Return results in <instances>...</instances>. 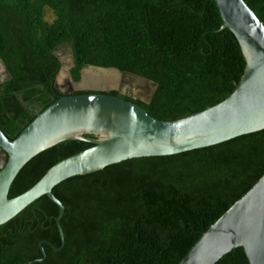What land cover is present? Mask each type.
<instances>
[{"label":"trees","instance_id":"obj_1","mask_svg":"<svg viewBox=\"0 0 264 264\" xmlns=\"http://www.w3.org/2000/svg\"><path fill=\"white\" fill-rule=\"evenodd\" d=\"M264 25V0H243ZM53 15L47 22L45 13ZM213 0H0V130L14 140L63 95L54 87L71 50L70 76L116 68L156 86L146 105L160 121L201 112L226 99L243 74L240 48ZM72 93L70 96L82 95ZM109 95L118 96L117 92ZM119 97V96H118ZM87 138H92L87 136ZM92 145L65 141L32 158L8 198L29 190L59 161ZM264 175V130L166 156L127 160L53 188L0 226V264H179L194 244ZM45 252L42 258L39 245ZM216 264H248L241 248Z\"/></svg>","mask_w":264,"mask_h":264},{"label":"water","instance_id":"obj_2","mask_svg":"<svg viewBox=\"0 0 264 264\" xmlns=\"http://www.w3.org/2000/svg\"><path fill=\"white\" fill-rule=\"evenodd\" d=\"M221 30L235 38L245 66L233 92L220 103L181 119L160 121L122 97L148 105L156 91L151 81L116 68L88 66L73 82L61 64L54 87L63 95L39 113L14 139L0 130V226L46 196L58 207L55 218L61 246L64 207L52 190L60 183L131 159L166 157L215 146L264 130V25L243 0H213ZM59 59V57H57ZM10 80L0 63V84ZM81 92L82 95L70 96ZM91 136L92 138H87ZM65 141L92 146L50 167L29 190L9 199L20 170L38 154ZM42 258L45 252L39 245ZM241 248L248 264H264V175L194 244L179 264H216Z\"/></svg>","mask_w":264,"mask_h":264},{"label":"rangeland","instance_id":"obj_3","mask_svg":"<svg viewBox=\"0 0 264 264\" xmlns=\"http://www.w3.org/2000/svg\"><path fill=\"white\" fill-rule=\"evenodd\" d=\"M45 20L47 22H51L53 20V15L49 12H46L45 13ZM63 48V47H60V48H57L55 51H54V55L56 57H59L58 55L59 54H62V53H59L60 49ZM64 52H65V56H62V57H59V62L60 64H69L71 61H72V56H71V50L69 47L65 48L64 49Z\"/></svg>","mask_w":264,"mask_h":264},{"label":"flooded vegetation","instance_id":"obj_4","mask_svg":"<svg viewBox=\"0 0 264 264\" xmlns=\"http://www.w3.org/2000/svg\"><path fill=\"white\" fill-rule=\"evenodd\" d=\"M65 48H67V47H63V48L60 49L59 53H62V54H59V55H58L59 57L65 56V55H64V54H65V52H64V49H65ZM66 65H68V64H66ZM60 66H61V64H60ZM71 94H72V93H71ZM71 94H70V95H71ZM118 96H119V97H122V98L125 97L122 93H121V94L118 93ZM125 98H127V97H125Z\"/></svg>","mask_w":264,"mask_h":264}]
</instances>
